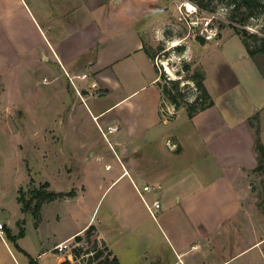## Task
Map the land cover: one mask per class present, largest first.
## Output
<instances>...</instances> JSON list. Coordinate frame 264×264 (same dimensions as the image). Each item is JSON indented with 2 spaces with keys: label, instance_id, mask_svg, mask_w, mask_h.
Here are the masks:
<instances>
[{
  "label": "crops",
  "instance_id": "1",
  "mask_svg": "<svg viewBox=\"0 0 264 264\" xmlns=\"http://www.w3.org/2000/svg\"><path fill=\"white\" fill-rule=\"evenodd\" d=\"M18 2L25 4L27 15L50 52L43 57L44 64L39 54L31 52L26 65L27 80L31 83L34 74L50 71V60L58 70L52 78L56 109L52 112L49 143L56 153L57 177L75 180L68 191H53L48 181L39 184L48 185L46 192L72 193V196L42 204L38 220L30 221L35 234L39 235L43 225L50 223L46 215L50 205L82 199L92 188L98 190L99 195L86 223L54 239L32 256L22 244L30 215L22 212L18 202L19 193L24 192L22 186L12 194L0 189V223L3 225L0 264H28L30 260L37 264H60L64 258L54 263L42 259L55 253L56 245L75 242V237H80L79 243H84L85 230L90 226L95 209L102 204L105 213L97 227L92 223L95 232L91 240L115 257L118 264H124L126 250L139 252L137 261L141 262L137 264H147L145 253L155 252L160 247L153 236V224L154 228H159L171 260L163 263L157 256L148 264H211L206 246L211 238L222 234L224 222L233 221L243 206L249 204L252 195L248 179L257 163L256 136L247 121L253 115L242 116L226 105L223 110L213 102L191 118L181 109L167 122L162 120L160 106L164 99L158 86L160 76L152 59L144 52L143 33L165 20L162 13H158L142 27L135 24L137 12L138 15L149 13L148 5L160 3L168 7L166 0L100 1L96 6L101 9L103 26L92 23L91 9L86 7L85 0H33L34 14L24 0ZM128 3L137 6L118 14V7ZM14 9L12 0L0 2L3 18L14 13ZM39 21L49 24L41 25ZM9 23L3 29L9 30ZM243 61L242 73L257 77L264 100V79L255 70L254 60L244 57ZM87 74L89 81L81 78ZM2 98L8 97L5 94ZM262 105L258 116L259 140L264 146ZM19 112L27 114L20 106ZM87 120L100 136L99 128L117 127L115 133L108 135L111 147L113 145L117 152L109 148L110 156L92 146ZM111 159L113 164L108 162ZM91 161L92 167H88ZM144 187L149 191L144 192ZM144 202L148 206L154 202L160 204L154 217L149 215ZM58 219L56 215L54 220ZM20 229L24 234L17 238ZM203 236L205 241H202ZM9 245L18 251L21 262H17Z\"/></svg>",
  "mask_w": 264,
  "mask_h": 264
},
{
  "label": "rangeland",
  "instance_id": "2",
  "mask_svg": "<svg viewBox=\"0 0 264 264\" xmlns=\"http://www.w3.org/2000/svg\"><path fill=\"white\" fill-rule=\"evenodd\" d=\"M2 1L0 0L1 4ZM24 1L31 14H34L33 0ZM100 1L104 0H85L86 7L91 9L92 23L97 26H103L101 9L96 6ZM166 1L168 7L160 3L148 5L151 8L149 13L138 15L139 12H137L138 21L135 25L138 28L142 27L151 21L154 14L162 13L165 21L152 29L144 30L143 38L146 49L153 56V64L157 62L159 65L158 73L161 84L172 89L173 86H176L177 93L181 96L177 98L182 106L178 110L185 111V106L192 103L199 95L193 76L202 72L205 90L210 100L218 108L224 110L226 105L242 116L253 115V117H257L259 124L258 116L262 112L261 108L264 104V100L261 98V84L257 81V77L242 73L243 58L252 61L253 59L248 56L241 37L236 34H240L244 30L248 35H255V42L246 41L251 50L257 47L259 39L264 37V14H261V9L255 10L251 17H247L245 8L240 7L238 10H234L228 4V0H210L207 10L199 9L189 0ZM184 1L192 3L197 8L196 14L185 17L186 21L198 19L200 25L197 30L199 31L204 26V21H207L212 30L207 29L203 33L204 35L200 36L196 29H192V31L188 29V24L182 18L185 15L184 11L182 9L180 13L178 11ZM12 3L15 12L10 14L11 16L3 18V13L0 14V189L12 194L22 186L21 190L24 192L19 194L24 201H32V193L40 190L39 184L43 181L51 183L53 191H68L71 183L75 180L73 178L64 180L57 177L56 153L49 143L52 112L56 109L55 91L52 90L55 83L52 78L54 71L58 70L50 60V71H39L34 74L33 81L29 83L26 65L30 60L29 56H32L31 52L35 51L39 54L42 64L45 63L43 57L49 56L50 52L27 15L25 4L20 5L18 0H12ZM106 5L107 2L103 8ZM134 6L137 5L121 4L117 13L124 14L128 8L133 9ZM7 20H10L12 25ZM39 22L41 25L49 24L43 23V21ZM8 23L10 24L9 30L3 29V26L8 27ZM212 33L215 34L212 39H205L206 35ZM45 34L50 42L49 32L46 31ZM198 38L204 39V43H200ZM174 41L179 44L176 47H171ZM75 49H78L76 45ZM254 59V68L258 75L264 79V56L255 55ZM165 61L173 73V77L164 71L161 63ZM86 76L85 79L89 81V75ZM74 84H79V82L74 81ZM91 86L96 87L95 84H91ZM78 90L79 94H82V90L80 88ZM5 94L8 98L3 99ZM163 103L174 109V106L167 100H164ZM19 106L25 108L26 115L19 112ZM83 122H86L85 118ZM87 126L90 131V139L93 142L92 146L111 156L108 143L96 132L90 120H87ZM113 148L116 151L112 145ZM92 162L88 167H92ZM108 162L113 164L114 160L111 159ZM101 168L103 169V163H101ZM248 181L252 188L249 204L243 206L242 211L233 221H225L222 234L220 232L216 238H211L212 241L206 246L208 250L206 256L211 264L224 262V264H264V171L253 172ZM93 189L82 199L80 198L81 200L68 202L69 204L61 202V204L50 205L46 211L47 220L50 223L43 225L39 235H36L33 230L32 222H30L33 216L30 214L28 222L25 224L27 235L22 241L27 252L33 256L36 251L41 250L54 239H58L69 230L86 223L99 195L98 190ZM104 213V205L102 204L101 207L98 205L90 225L93 223V226L97 227L103 219ZM56 215L59 216L57 221L54 220ZM153 231V236L156 237V241L158 240L160 247L155 252L145 253L147 264L151 261L150 259L157 256L163 259L161 260L163 263L164 261L170 262L171 259L168 252L165 251L167 249L162 241L163 237L159 228L157 226L154 228V224ZM204 239L205 236L202 237V241H205ZM39 240L40 242H38ZM83 240L84 243L71 241L70 251L63 254L49 253L42 260L54 263L59 258H64L68 259L71 264H91L94 251L103 256L107 254L106 250L96 241L91 239L88 241L85 235H83ZM9 246L17 262H21L18 251L12 245ZM74 249L81 251L72 261ZM67 256L70 257L67 258ZM123 256L124 264L141 262V260L137 261L139 252L131 253L126 250L123 252ZM231 257L233 258L230 259Z\"/></svg>",
  "mask_w": 264,
  "mask_h": 264
},
{
  "label": "trees",
  "instance_id": "3",
  "mask_svg": "<svg viewBox=\"0 0 264 264\" xmlns=\"http://www.w3.org/2000/svg\"><path fill=\"white\" fill-rule=\"evenodd\" d=\"M190 2H193L197 5V7L201 10H207L208 5L210 3V0H189ZM228 4L232 6L234 10H238L240 7L245 8L247 17H251L254 14L255 10L261 9V14H264V0H228ZM236 34V33H235ZM241 37V42L243 46L245 47V50L251 59L255 60V55H263L264 56V37L259 39V44L257 47H255L253 50L249 48L247 45L246 40H251L253 42L256 41L255 35H248L244 30L241 31L240 34H236ZM198 41L200 43H204V39L198 38ZM144 48V47H143ZM145 54L152 59L153 56H151L150 52L145 48L144 49ZM193 80L195 81V84L197 86L199 95L195 97L192 103L187 104L186 107V115L188 118H191L194 114L205 110L206 108H209L212 106L213 102L210 100L209 95L207 94L205 87L203 85L204 75L202 72L196 73L193 76ZM158 86L161 90L162 97L166 101H168L171 105L174 106V110L177 111L179 108H181V104L178 102L177 98H180L181 96L177 93L176 86H173L172 88H168L165 85H162L161 82L158 83ZM175 91V92H174ZM248 124L251 126L255 131L256 141H255V152L257 154V160L258 163L254 169L253 172L257 171H264V146L260 143L259 135V124L257 117H251L248 119ZM47 184H42L39 188L40 190L34 191L32 194V201H24V199L21 197V194L18 197V202L22 205V212L30 213L33 216V219L36 221L39 218V211L43 203L53 201L57 198H61L63 196H72V193L68 194H61V193H52V192H43L41 190H44L47 188ZM34 200V203H32ZM95 232V228L90 225L85 230V238L90 241V239L93 237ZM24 234L23 230L20 229L19 233L17 234V237H22ZM75 242H80V237L74 238ZM80 249H74L73 251V258H75L79 252ZM92 262L91 264H118L117 259L115 257H111L109 253H107L105 256H103L101 253L93 252L92 255ZM28 264H37L36 262L30 260ZM60 264H71L69 260L65 259Z\"/></svg>",
  "mask_w": 264,
  "mask_h": 264
},
{
  "label": "built area",
  "instance_id": "4",
  "mask_svg": "<svg viewBox=\"0 0 264 264\" xmlns=\"http://www.w3.org/2000/svg\"><path fill=\"white\" fill-rule=\"evenodd\" d=\"M181 9L184 11V14H185V15H183L182 18H183L184 21L188 24V29H189L190 31H192V29H196V30H197V28H198L199 25H200L198 19H197V20L193 19V21H190V22H187L186 19H185V17L188 16V15H194V14H196V13H197V8H196L192 3L188 2V1H184V2L179 6V9H178L179 13L181 12ZM194 20H195V21H194ZM203 25H204V26H202V28L200 29V31L197 30L198 35H200V36H203V35H204L203 33H204L205 30H207V29H209V31L212 30V28L209 27V24H208L207 21H204V24H203ZM202 29H203L204 31H203ZM214 35H215L214 33H212L211 35H206V36H205V39H209V38L212 39V38L214 37ZM154 66L156 67V69H157L158 72H159L160 69H159V65H158L157 62H154ZM81 78H82V79H85V78H87V76H86V75H82ZM160 114H161V118H162V120H163L164 122H167V121H168L169 119H171V117L174 115V109H173L172 106H171V108H169L165 103H161V106H160ZM99 130H100L101 136H102V138L104 139V141H106V142L108 143L109 148H110L111 150H113L112 147H111V145H110V143H109V141H108V135H110V134H112V133H115V132L117 131V127H116L115 125H111V126H107L105 130H102V129H100V128H99ZM115 158L119 161V159H118V157L116 156V154H115ZM119 163H120V162H119ZM143 191H144V192H145V191H149V188H148V187H144V188H143ZM144 203H145V202H144ZM145 206H146V209H147V211H148V213H149V215H150L151 217H154V215H155L154 212H155L157 209L160 208V204H159L158 202H154L151 206H148V205L145 203ZM2 229H3V225H2V223H0V236L2 235ZM71 247H72L71 242L65 241V242L60 243V244L56 245L55 247H53V251H54L55 253H57V254H59V253H60V254H63V253H65V252H67V251H70Z\"/></svg>",
  "mask_w": 264,
  "mask_h": 264
},
{
  "label": "bare ground",
  "instance_id": "5",
  "mask_svg": "<svg viewBox=\"0 0 264 264\" xmlns=\"http://www.w3.org/2000/svg\"><path fill=\"white\" fill-rule=\"evenodd\" d=\"M179 43L177 41H174L172 44H171V47H176ZM161 65L163 66V69L164 71L171 77H173V73L171 72L167 62H162Z\"/></svg>",
  "mask_w": 264,
  "mask_h": 264
}]
</instances>
